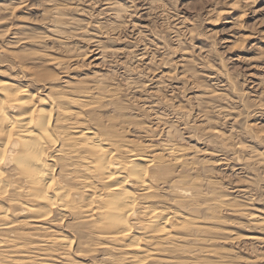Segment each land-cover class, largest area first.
<instances>
[{"label": "clouds", "instance_id": "clouds-1", "mask_svg": "<svg viewBox=\"0 0 264 264\" xmlns=\"http://www.w3.org/2000/svg\"><path fill=\"white\" fill-rule=\"evenodd\" d=\"M0 264H264V0H0Z\"/></svg>", "mask_w": 264, "mask_h": 264}]
</instances>
